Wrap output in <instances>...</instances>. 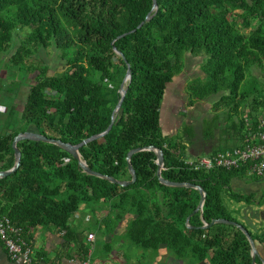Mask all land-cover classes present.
<instances>
[{
	"label": "trees",
	"instance_id": "16d2710c",
	"mask_svg": "<svg viewBox=\"0 0 264 264\" xmlns=\"http://www.w3.org/2000/svg\"><path fill=\"white\" fill-rule=\"evenodd\" d=\"M156 2L153 9L154 0H0V58L11 50L18 31L25 30L22 44L11 54L14 65L50 47L65 61V69L54 74L47 66H38L40 73L29 85L22 109L15 105L8 109L9 117L18 118L15 126L0 133V171L15 165L12 140L20 132L38 131L78 144L105 131L129 65L131 78L120 113L108 133L80 148L82 158L93 170L128 181L132 179L128 152L154 145L164 152L165 179L204 188L202 211L192 214L201 199L198 189L160 181L154 151L132 155L136 180L123 186L85 172L57 144L23 139L17 143L20 166L0 178V219L7 216L21 227L32 247L35 227H55L63 233L65 247L78 243L83 259L88 247L70 219L82 204L104 202L108 213L102 222L108 231L126 220V234L138 246H165L191 264H255L250 241L239 227L222 222L203 227L213 219L237 221L255 245L264 248V227L253 223L254 207L263 199L231 185L233 178L249 176L248 165L195 169L187 163L194 157L185 145L163 133L161 114L168 84L183 71V54L205 53L201 68L206 77L190 82V104L220 94L213 107L230 105L228 117L241 107L249 109L247 119L232 120L228 127L237 134V143L208 154L245 144L248 132L259 124L258 112H264V81L257 89L241 88L251 67L262 68L264 74V0ZM149 12L151 18L137 28ZM30 68L22 69L24 78ZM225 195L251 207L254 214L231 209ZM256 263H262L259 253Z\"/></svg>",
	"mask_w": 264,
	"mask_h": 264
},
{
	"label": "rangeland",
	"instance_id": "374dc122",
	"mask_svg": "<svg viewBox=\"0 0 264 264\" xmlns=\"http://www.w3.org/2000/svg\"><path fill=\"white\" fill-rule=\"evenodd\" d=\"M24 32L25 30L18 31L11 45V50L5 52L4 56L0 58V133L4 132L7 126H15L18 117L17 115L9 117L8 109L13 105L22 109L29 91V85L40 73L38 66H47L49 74L65 69V61L60 59L54 47L42 48L26 59L24 64L14 65L11 62V54L22 44ZM205 58V53L193 55L190 52H185L183 54V71L168 84L161 114L163 133L174 136L179 144L185 145L188 155L194 158L229 146L225 143L229 138L225 136L231 123L227 115L230 105H221L219 109L213 107L220 94L211 95L204 100H196L194 104H190L191 98L188 87L190 82L197 77L205 79L206 74L201 68ZM29 65L31 68L28 76L24 78L26 74L22 69L28 68ZM262 71V68L258 66L248 69L241 88L244 86L260 88L264 81ZM241 114L240 110L234 112L232 119L234 120ZM225 202L231 209L236 207L242 213L254 214L251 207H247L245 204L240 205L227 195H225ZM105 213H108V210L105 209L104 202L91 201L82 204L79 211L70 219L72 227L80 234L93 230L98 235L94 257L99 252L104 255L109 254V251L103 249L106 243L103 237L110 234L112 236L110 237L111 245L113 249L120 250L124 264H191L188 259L176 258L171 249L165 248V246L153 249L136 245L130 240L125 229L121 231L122 234L118 235H115V230L110 229L108 231L102 222V216ZM261 220L260 216L259 221ZM165 252L168 258L165 257Z\"/></svg>",
	"mask_w": 264,
	"mask_h": 264
},
{
	"label": "crops",
	"instance_id": "0c3cea01",
	"mask_svg": "<svg viewBox=\"0 0 264 264\" xmlns=\"http://www.w3.org/2000/svg\"><path fill=\"white\" fill-rule=\"evenodd\" d=\"M241 111V116L235 117L234 121L239 123L242 118L247 119V114L249 113L248 108L241 107L239 109ZM263 111L260 110L258 112V119L263 115ZM234 114V113H233ZM230 122H232V118L228 117ZM231 131V130H230ZM237 134L232 130L231 132L226 133V138L229 140L225 143L229 144L228 147H232L237 143L236 139ZM232 188L241 191L243 193H255L256 197L263 199V204L261 206H255V217L253 218V223L256 225L258 229H262L264 227V176L258 177L255 179L253 176H245V177H235L231 182ZM242 205V204H241ZM236 208V207H235ZM262 213V214H259ZM248 215H252L247 213ZM261 216V221H259V217ZM126 220L122 221L117 228L115 229V235L122 234L121 231L125 229ZM74 228V227H73ZM89 233L95 234V240L93 242H89L87 236ZM82 236V242L87 245V251H91L90 261L91 264H124V259L121 256L120 250L113 249V246L110 242V234L103 237L106 240L104 250L109 251V254L104 255L101 252L97 253L94 257L97 238L98 235L93 231L89 230L87 233H84ZM33 248L38 259L44 264H73V260L82 259L78 254L77 248L78 243L73 241L69 244V246L65 247L64 245V236L63 233L57 230L52 226L42 227L37 226L32 230V239H31ZM258 252L262 259H264V248L263 246L257 244ZM165 257L168 258L167 253L165 252ZM174 261V260H173ZM166 263H168L166 261ZM0 264H22L18 261L12 260L9 255L6 253L5 246L3 242L0 240ZM175 264V263H174ZM180 264V263H179ZM182 264V263H181Z\"/></svg>",
	"mask_w": 264,
	"mask_h": 264
},
{
	"label": "built area",
	"instance_id": "2783aa9c",
	"mask_svg": "<svg viewBox=\"0 0 264 264\" xmlns=\"http://www.w3.org/2000/svg\"><path fill=\"white\" fill-rule=\"evenodd\" d=\"M258 122L257 128L248 132V136L246 135L243 146L189 159L187 163L195 169L234 168L246 164L249 176H264V114ZM68 160V158L65 159V161ZM87 239L93 242L95 234L89 233ZM0 240L12 260L22 264H44L34 257L33 247L23 238L21 227L15 225L7 216L0 219ZM90 257L89 250L83 259L73 260V264H91Z\"/></svg>",
	"mask_w": 264,
	"mask_h": 264
},
{
	"label": "water",
	"instance_id": "95a60500",
	"mask_svg": "<svg viewBox=\"0 0 264 264\" xmlns=\"http://www.w3.org/2000/svg\"><path fill=\"white\" fill-rule=\"evenodd\" d=\"M156 7H157V2H156V0H154L153 9L156 8ZM151 16H152L151 12H149L148 15L146 16V19L144 21H142L140 24H138L137 28L142 27V24H144L147 20H149L151 18ZM133 31H135V29H133L130 32H133ZM121 36L122 35H120L119 37H121ZM130 78H131V69H130V67L128 65L126 76H125V78H124V80L121 83V86L119 88V92L121 94L120 100L118 101L115 109L113 110L112 121H111V123L109 124V126L107 127V129L105 131H103L102 133L93 135L91 137L85 138L83 141H81L78 144H73V143H70V142H64L63 140L56 139V138H50L47 135L39 133L38 131L26 130V131L20 132L12 140L13 141L12 146H13L14 151H15V165L9 170L0 171V178L9 175L10 173L14 172L20 166V164H21V156L22 155H21V150L17 146V143L20 140H23V139L37 140V141L40 140V141H45V142L57 144V145L61 146L62 148L66 149L68 152H70L72 154V156L75 159H77L79 166L85 172L93 174V175H96V176H99V177L106 178V179L110 180L113 183H118V184L123 185V186L131 184V183H133L136 180L135 169H134V167H133V165L131 163L132 155L137 153V152L143 151V150H151V151H154L157 154V163H158V172H157V174H158V177H159L160 181L162 183L166 184V185H169V186L191 187V188L198 189L199 192H200V195H201V199H200V202H199L197 208L193 211L192 214H194L197 211H202V207L204 205L205 198H206V192H205L204 188L201 185H198V184H195V183H192V182H177V181H171V180L165 179L162 176V174H161V171L164 168V152H163L162 149H160V148H158V147H156L154 145H148V146H144V147H135V148L131 149L128 152V155H127L128 168H129V170H130V172L132 174V179L128 180V181L118 180V179H116V178H114L112 176L105 175V174H102L100 172H97V171L93 170L91 167H89L87 162L82 158V155L80 153V148L83 145H85L86 143H88L89 141H91V140H93L95 138L104 136L106 133H108L111 130L117 114L120 113V111H121L122 102H123V100L125 98L126 90H127L126 87H125V84H126L127 80L130 79ZM189 220H190V216L187 217L186 222L188 223ZM217 222H222V223H228V224L235 225V226L239 227L245 233V235L247 236V238L250 241V246L252 248V261L255 264H257L256 263V257H257V254L259 253L258 252V248L255 245L256 243H255L254 239L252 238V236L250 235V233L247 230V228H245L242 224L238 223L237 221H233V220H229V219H225V218L213 219L210 223L205 222L203 227H209V226H211V225H213L214 223H217ZM261 264H264V259H262V263Z\"/></svg>",
	"mask_w": 264,
	"mask_h": 264
}]
</instances>
